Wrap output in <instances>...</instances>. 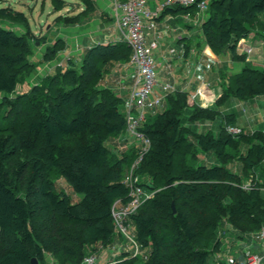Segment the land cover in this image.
Returning a JSON list of instances; mask_svg holds the SVG:
<instances>
[{
  "label": "trees",
  "instance_id": "16d2710c",
  "mask_svg": "<svg viewBox=\"0 0 264 264\" xmlns=\"http://www.w3.org/2000/svg\"><path fill=\"white\" fill-rule=\"evenodd\" d=\"M205 1L202 28L215 52L229 48L244 58L236 52L241 38L255 30L264 40V0ZM54 7L63 6L55 2ZM28 52L27 37L0 24V93L14 92L29 76ZM131 55L125 42L88 49L81 64L70 61L50 76L44 93L34 88L31 94L40 106L27 129L0 137V264H33L34 257L41 264L47 252L60 262L80 264L94 244L112 240L117 229L113 206L118 199L124 204L130 200L124 179L139 148L119 157L108 145L128 123L123 98L101 80L109 62ZM234 82L237 97L264 93V65L247 63ZM167 101L166 109L139 127L151 145L137 173L144 189L154 194L129 219L136 241L149 249L145 264H209L221 243L217 235L223 220L243 228L264 225L260 183L244 188L242 175L228 167L237 159L245 176L264 174V131L232 134L225 126L217 137L210 131L191 135L183 125L184 109L191 103L188 94L169 93ZM215 114L213 108L196 106L192 117L212 119ZM232 119L234 114L227 115L228 122ZM69 138L72 148L65 146ZM243 143L247 150L242 151ZM198 150L214 151L221 164L199 162ZM59 179L81 199L74 202ZM124 256L112 264H140L137 255Z\"/></svg>",
  "mask_w": 264,
  "mask_h": 264
},
{
  "label": "crops",
  "instance_id": "0c3cea01",
  "mask_svg": "<svg viewBox=\"0 0 264 264\" xmlns=\"http://www.w3.org/2000/svg\"><path fill=\"white\" fill-rule=\"evenodd\" d=\"M76 1L78 5L74 16H81L76 18L77 25L66 26L62 29L63 32H60L57 36L63 39L67 50L71 48L77 57L79 56L81 59L88 49L97 45L126 43L123 32L117 22V14L121 12L118 4L123 0ZM150 1V6L153 9L157 8L161 3V0ZM204 11H207V8ZM204 11H199L195 7L187 9L176 6L170 9L165 8L156 18L155 28L145 27L146 40L148 42L154 39L158 40V46L154 49L158 77H160L163 68L172 70L171 61L174 52H177L176 56L179 59H184L183 69L186 67L182 74H176L175 71L171 72L172 81H158L160 87L158 90L156 89L155 95L160 98V101L153 105H147L144 108L146 119L154 117L159 111H163L168 107L167 97L169 93L184 91L191 99V103L184 109L183 117L186 118V115L190 113L191 118L194 119L192 122L194 126L203 123L200 126L203 131L208 130L210 127L209 122L204 123L201 119L192 117L195 107L199 106L213 108L216 111L215 117L221 113L225 120L220 123L221 131L225 126L227 128L231 125L241 128L243 132H247L238 124L235 115L234 119L230 120V122L227 121V115L233 114L227 113L230 107H226L227 109L222 111L218 110L217 107L226 105V99L236 96L233 92L235 87L234 76L241 72L247 63L253 67L264 65V40L255 30L249 36L241 38L237 43L236 52L244 58L235 57L229 48L223 49L220 53L215 52L208 44L203 32ZM176 44H180L181 46L179 45L177 49L174 46ZM182 44H184V47H182ZM72 61L74 60L72 59ZM191 63H194L193 69L191 68ZM200 68H203L204 75L198 74ZM137 79V70L129 60L115 59L106 65V71L101 84L111 88L123 98V110L126 113L131 101L132 90L137 84ZM166 84L170 86L168 90H165L163 87ZM246 98L258 104L261 99L264 101V93L254 94ZM136 110L138 111L139 109ZM183 125H185L184 122ZM258 129L254 126L248 133ZM259 130L264 131V126ZM208 131L211 132L210 129ZM192 138L193 136H191ZM107 143L110 148L114 147L115 151H113L119 157L124 152H129L133 147L139 148L141 145L140 139L128 129L121 134L112 136ZM203 152L205 151L198 150V161L203 163H206L207 160L212 161L208 156H203ZM234 160L237 159L228 162V167L229 163ZM217 162L221 164L220 159ZM231 170L233 171V169ZM244 172L245 170H243V175L241 176L242 187L252 181L254 183L258 182L260 183L261 191L264 193V174L251 171L245 176ZM237 173L239 172L237 171ZM115 203L117 207L124 205V202L120 199L116 200ZM127 225L129 234L135 237L136 240L134 222L128 219ZM263 226L253 229L251 225L243 228L233 224V231L229 230L228 232L219 225L217 239H220L221 243L213 252L209 264H223L229 257H234L239 262H245L247 260V253L249 252L260 256V264H264V240L260 235V230ZM91 249L90 252L96 255L97 264H112L124 259V254L135 255L136 252V255L140 258L139 263L145 264L149 253L148 248H142L137 241L135 243V241L131 240L119 229H116L112 240L108 244L98 242ZM41 264L68 263L60 262L55 255L47 252L44 263Z\"/></svg>",
  "mask_w": 264,
  "mask_h": 264
},
{
  "label": "rangeland",
  "instance_id": "374dc122",
  "mask_svg": "<svg viewBox=\"0 0 264 264\" xmlns=\"http://www.w3.org/2000/svg\"><path fill=\"white\" fill-rule=\"evenodd\" d=\"M148 1L149 5H151V1ZM55 2L63 7L56 10L54 7ZM77 5L78 3L76 0H0V24L8 26L14 29L18 34L27 37L29 48L28 59L31 62L29 76L18 84L17 89L12 93H0V127H2V129H0V137L11 136L16 129H27L30 119L37 112V106H40L35 104V97L31 94L34 88L37 87L39 91L44 93L43 89L48 83L50 76L57 72L59 73L61 69L67 68L72 59L76 61L77 64L82 63L83 56L80 59L71 48L67 50L62 42V38L57 37L60 32H63L62 29L66 26L71 27L77 25L78 22L76 19H72L75 17L74 13L77 12ZM205 12L206 11H204V13L201 12L203 13L204 19L206 17ZM50 45L53 47L51 48L52 50L48 52V47ZM179 45L180 44H176L174 46L178 49ZM182 47H184V44H182ZM98 52L105 51L101 50ZM176 55L177 52L172 54V70L163 68L160 77H158V81L171 80V72L173 71H175L176 74H182V72L185 71L186 67L183 69L184 59H179ZM186 65L189 67L188 64ZM193 66L194 63H191V68ZM198 74L204 75L203 68L199 69ZM159 87V83L154 86L151 99L156 98L155 92ZM226 100L227 104L220 105L217 109L222 111L224 109L226 110V107H230L227 113H233L235 115L238 124L247 131L246 133H248L249 130L251 131L254 126L259 129L264 126V101H262V99L258 104L253 103V101L247 98L241 99L237 96L230 97ZM42 104H46L45 101H43ZM218 115L215 119L208 117L201 118L204 123L209 122V129L216 137L221 133L220 123L225 121L221 113ZM193 120L190 113L183 119L191 135L195 133H206V131L209 130H201L200 126L203 123L194 126V123H192ZM4 124H7V127H5ZM85 137L89 138L90 133H87ZM65 146L68 148L74 146L72 138L66 140ZM241 147L242 149L244 148L242 151L247 150V143H243ZM111 149L114 150V147L112 146ZM203 156H208L209 159H212V161H206L207 165L219 163L217 162L219 160L218 156L212 150L203 152ZM130 167L131 164L127 166L126 175L129 173ZM229 167L233 169V171H238L239 174L243 175L244 166L242 161L234 160L229 163ZM144 178L145 176H143V180ZM141 179L142 177H140V180ZM57 182L60 183L61 187L69 194L74 202L81 199L82 195L76 193L69 183L62 179H59ZM252 183L254 182L252 181ZM232 225V222L225 219L221 222L220 227L229 232V230L233 231Z\"/></svg>",
  "mask_w": 264,
  "mask_h": 264
},
{
  "label": "built area",
  "instance_id": "2783aa9c",
  "mask_svg": "<svg viewBox=\"0 0 264 264\" xmlns=\"http://www.w3.org/2000/svg\"><path fill=\"white\" fill-rule=\"evenodd\" d=\"M118 5L121 8V12L117 14V22L123 32L126 43L132 50L130 61L138 73L137 84L132 90L131 101L126 112L128 130L140 139L141 145L138 156L132 162L129 173L124 179V182L130 188V200L121 207H117L115 203L112 216L115 227L136 243L135 237H132L128 232L127 220L138 210L146 198L154 194V192H148L144 189L140 181V175L137 173L139 165L151 145V139L141 132L139 127L146 120L144 108L160 101L159 97L150 99L154 86L158 83L154 54V49L158 46V40L154 39L148 42L144 29L145 27L155 28L156 18L165 8L178 5L182 7L197 5L199 11H204L207 8V2L205 0H161L159 6L154 9L149 5L148 0H123ZM163 87L168 90L170 86L166 84ZM136 109L139 110L137 111ZM227 130L232 134H239L242 131L241 128L231 125L227 127ZM252 184L250 182L244 188H248ZM260 235L264 240V226L260 230ZM260 263V256L249 252L245 262H239L234 257H229L223 264ZM80 264H97L95 253L90 252L85 255Z\"/></svg>",
  "mask_w": 264,
  "mask_h": 264
},
{
  "label": "water",
  "instance_id": "95a60500",
  "mask_svg": "<svg viewBox=\"0 0 264 264\" xmlns=\"http://www.w3.org/2000/svg\"><path fill=\"white\" fill-rule=\"evenodd\" d=\"M32 262H33V264H39V261H38V259H37L36 257H34V258L32 259Z\"/></svg>",
  "mask_w": 264,
  "mask_h": 264
}]
</instances>
